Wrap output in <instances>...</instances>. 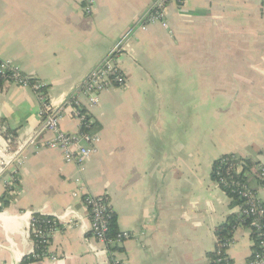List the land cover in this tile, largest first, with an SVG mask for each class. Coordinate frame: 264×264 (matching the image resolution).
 Returning a JSON list of instances; mask_svg holds the SVG:
<instances>
[{"label":"crops","instance_id":"obj_1","mask_svg":"<svg viewBox=\"0 0 264 264\" xmlns=\"http://www.w3.org/2000/svg\"><path fill=\"white\" fill-rule=\"evenodd\" d=\"M155 1L0 0V59L42 81L55 107L73 97L85 108L79 85ZM164 16L118 54L126 85L88 109L100 142L83 171L57 150L27 147L14 192L6 189L12 168L0 176V264L32 254L33 215L54 218L59 229L47 248L55 260L28 264H112L90 234L87 195L105 196L117 233H129L114 255L123 264H208L215 229L238 206L215 186L214 161L264 164V15L260 0H184L168 3ZM40 126L34 93L1 83L0 160ZM59 128L74 134L78 123L66 114ZM230 242L226 257L244 264L250 228L237 226Z\"/></svg>","mask_w":264,"mask_h":264},{"label":"built area","instance_id":"obj_2","mask_svg":"<svg viewBox=\"0 0 264 264\" xmlns=\"http://www.w3.org/2000/svg\"><path fill=\"white\" fill-rule=\"evenodd\" d=\"M184 0H156L153 5L140 17L124 35L115 48L106 55L102 61L87 75L78 87V92L86 100L84 108L77 98L69 97L63 107H55L47 98L45 93L46 85L35 78L22 73L9 60L0 59V82L11 84L22 88L30 89L40 105L41 126L40 129L26 142V144L17 151L7 148L4 152L6 158L0 160V176L6 175L8 167L12 168L6 189L8 193L14 192L13 185L16 180V169L23 164L24 156L22 152L27 148L33 149H50L60 152L64 163L74 164L81 171L84 170V164L95 152L100 137L92 129V118L88 109L95 107L100 102V94L109 88H121L126 85V78L118 67V54L122 51L125 43L134 39L137 31H146L150 25L158 22H164V9L170 2L176 4L183 3ZM264 15V0H260ZM91 1L85 8L86 14L91 12ZM68 111V113H67ZM66 114L78 123V132L67 134L60 130L59 121ZM52 135L50 139L40 140L41 133ZM224 167L225 174H221L218 169L214 184L223 192L230 191L239 201L234 216L240 224H245L250 228L253 250L249 259L244 264H264V196L253 188L250 181L255 182L259 188L264 191V164L244 165V161L231 155V158L220 159ZM245 167V168H243ZM244 172L243 180L240 179ZM79 184V180H75ZM13 186V187H12ZM77 192L74 196H77ZM83 204L88 210L90 220L91 236L103 244L111 257L112 264H123L118 258H115L116 249L124 241L130 238L127 232H118L114 238L107 237L108 234V217L111 209L108 199L105 196L87 195L83 199ZM43 216V215H39ZM47 217V216H45ZM68 226H76L73 219H69ZM59 229L58 223L54 218H37L34 215L30 221L29 233L34 244V251L31 256L35 260L48 257L47 248L52 234ZM229 242L222 243L214 248L216 258L208 264H230L225 255V250L230 245ZM110 248H114L111 250ZM55 260L54 257H48Z\"/></svg>","mask_w":264,"mask_h":264},{"label":"trees","instance_id":"obj_3","mask_svg":"<svg viewBox=\"0 0 264 264\" xmlns=\"http://www.w3.org/2000/svg\"><path fill=\"white\" fill-rule=\"evenodd\" d=\"M1 84V82H0ZM224 158H231V156L229 155H224L222 157H220L218 160L214 161L213 165H212V172H211V178L212 180H216V173L218 172V169L221 168L219 171L221 172V174H225V171H224V167L222 166L221 162H220V159H224ZM244 161V165L248 166V167H251V165L253 164L251 161L249 160H243ZM245 168V167H243ZM244 178V172L241 174L240 176V179L243 180ZM225 193L233 199V201L235 203H239V201L234 197V195L230 192V191H226L225 189ZM6 194L2 197V200H6ZM6 202V201H5ZM35 217L37 218H43V219H47V218H52L50 216H39V215H34ZM241 225L237 218L235 216H230L226 219V221L222 224H220L216 229H215V237H216V245L215 247L217 248L218 245H221L222 243H225V242H229L231 241V234L233 232V230L237 227ZM108 227H109V230H108V234H107V237L109 238H114L116 235H117V228H116V218H115V215L112 213V211L109 213V217H108ZM111 250H114V248H110ZM216 258L215 256V253L212 252V253H209L208 254V261L209 263L214 260ZM34 261H37L35 260L34 258H32L31 256H28V257H25L23 259V262L21 264H28V263H31V262H34ZM230 262V261H229ZM219 264H223L222 262H220ZM231 264V262H230Z\"/></svg>","mask_w":264,"mask_h":264},{"label":"rangeland","instance_id":"obj_4","mask_svg":"<svg viewBox=\"0 0 264 264\" xmlns=\"http://www.w3.org/2000/svg\"><path fill=\"white\" fill-rule=\"evenodd\" d=\"M262 160V162L264 161V159H261Z\"/></svg>","mask_w":264,"mask_h":264}]
</instances>
